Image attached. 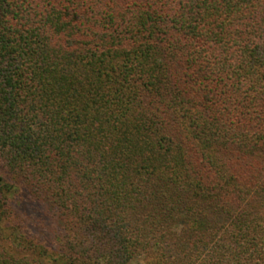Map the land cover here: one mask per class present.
<instances>
[{"label": "trees", "instance_id": "16d2710c", "mask_svg": "<svg viewBox=\"0 0 264 264\" xmlns=\"http://www.w3.org/2000/svg\"><path fill=\"white\" fill-rule=\"evenodd\" d=\"M264 264V0H0V264Z\"/></svg>", "mask_w": 264, "mask_h": 264}, {"label": "rangeland", "instance_id": "374dc122", "mask_svg": "<svg viewBox=\"0 0 264 264\" xmlns=\"http://www.w3.org/2000/svg\"><path fill=\"white\" fill-rule=\"evenodd\" d=\"M132 264H142L141 259L136 260V261L133 262Z\"/></svg>", "mask_w": 264, "mask_h": 264}]
</instances>
